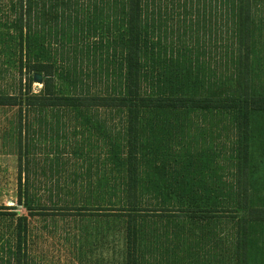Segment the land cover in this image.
Returning <instances> with one entry per match:
<instances>
[{"label":"trees","instance_id":"1","mask_svg":"<svg viewBox=\"0 0 264 264\" xmlns=\"http://www.w3.org/2000/svg\"><path fill=\"white\" fill-rule=\"evenodd\" d=\"M0 1L6 2L2 52L14 79L13 92L0 91V110L14 112L9 126L19 172L18 206L0 207V218L16 225L9 264H28L29 218L55 214L49 210L121 224L124 264L143 263L148 226L176 216L188 220V228L214 219L219 232L224 220H232L234 227L219 252L230 264H254L264 256L258 232L264 229V207L254 205L250 190L241 184L216 192L213 205L191 203L174 214L166 212L162 200L174 191L164 180L149 186L145 137V120L153 113L226 115L235 130L234 167L240 177H249L251 126L255 116L264 115V88L254 66L260 41L257 12L264 0ZM207 31L212 35L209 62L202 40ZM35 83L42 88L34 91ZM100 110L122 116L121 144L118 140L109 150L118 161L117 185L104 195L90 187L89 196L77 197L81 186L70 189L69 159L57 150L45 163L51 170L64 168L63 175L52 180L44 195L38 193L30 170L34 161L28 163L27 154L23 163L26 148L42 139L59 149L69 147L55 137L68 138L70 126L98 127L89 115ZM147 197L156 204H146ZM19 206L27 214L19 213Z\"/></svg>","mask_w":264,"mask_h":264},{"label":"rangeland","instance_id":"2","mask_svg":"<svg viewBox=\"0 0 264 264\" xmlns=\"http://www.w3.org/2000/svg\"><path fill=\"white\" fill-rule=\"evenodd\" d=\"M5 6L6 2L0 1L1 24L6 12ZM257 21L260 28L257 38L259 36L260 41L254 56V66L264 88V7L257 12ZM210 33L207 31L206 37H202V40H206L207 62L212 60ZM5 34L6 30L0 28V91L13 92L14 79L7 71V56L2 52L4 41L1 36ZM40 88L42 85L39 83L33 85L34 91ZM13 115L14 112L0 110V207L18 206L17 146L11 138L9 126ZM89 116L95 119L94 123L98 127L83 128L79 125L75 129L70 126L66 130L68 138L55 137L58 142L66 140L69 147L59 149L57 145L53 146L51 142L48 144L42 139L40 143L26 148L23 163L27 154L28 163L31 159L34 161L30 170L38 180L35 190L41 195L53 186L52 180H59L63 175L64 168L55 167L51 170L45 163L46 157L57 153V150H61L64 157L69 159L66 169H69L70 189L75 185L81 186L82 194L77 197L89 196L90 187L91 192L95 193V189L99 188L104 195L109 188L117 185L115 178L119 175L118 161L109 150L118 140L121 144L122 116L104 110L92 112ZM145 123V137L148 140L146 162L150 168L151 181L149 186L152 189V182L156 179L159 182L164 180L174 191L165 198V203L162 200L165 210H169L166 212L174 214L177 211L173 210L191 203L199 207L213 205L218 197L216 192L238 187L239 184L250 190L254 205L264 207V115L253 118L251 169L249 177L247 175L245 178L240 177L234 167L232 143L235 141V130L226 115L214 111L157 112L151 114ZM29 133L33 134L32 131ZM82 150L86 153L85 157L75 156V153H82ZM152 200L148 201L147 197L146 204H156ZM18 208L19 213L27 214L22 207ZM49 211L57 213L56 210ZM55 214L29 218L28 264H124L121 224L74 211ZM188 223V220L184 223L183 219L176 216L148 226L144 243L145 259L141 264H219L222 261L223 264H230L219 252H223L225 236L234 227L232 220H224L220 224V232L217 231L214 219L189 226L191 232ZM184 224H187L185 231ZM15 227L10 219L0 218V264H9V242L14 240ZM258 232L260 246L263 247L264 229L260 227ZM15 263L12 261V264ZM254 264H264V256H259Z\"/></svg>","mask_w":264,"mask_h":264},{"label":"water","instance_id":"3","mask_svg":"<svg viewBox=\"0 0 264 264\" xmlns=\"http://www.w3.org/2000/svg\"><path fill=\"white\" fill-rule=\"evenodd\" d=\"M36 81L37 82H42L43 81V78L41 76H36Z\"/></svg>","mask_w":264,"mask_h":264}]
</instances>
